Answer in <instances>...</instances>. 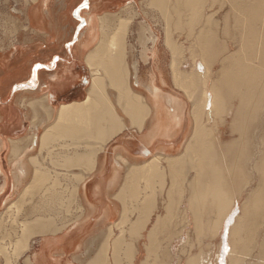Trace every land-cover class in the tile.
Masks as SVG:
<instances>
[{
    "label": "crops",
    "instance_id": "crops-1",
    "mask_svg": "<svg viewBox=\"0 0 264 264\" xmlns=\"http://www.w3.org/2000/svg\"><path fill=\"white\" fill-rule=\"evenodd\" d=\"M142 2L153 6L148 0L17 3L21 22L15 23L14 36L0 44V194L5 189L70 190L66 196L55 191L47 198L50 210L23 220L41 222L39 228L27 233L29 248L32 243L34 246L33 254L27 257L29 264H112L111 255L123 253L128 242L138 248V255L140 239L147 231V243L154 223L165 215L170 199L180 200L181 204L186 198V188L180 191L182 186L173 185L180 178L177 175L183 173V168L175 172V158L186 152L193 128L198 123L205 125L212 113L206 114L207 106L200 102L202 108L196 107L205 113L198 109L201 114L197 115L192 103L188 107L184 98L168 89L170 80L172 87H177L172 81L170 49L163 43L166 32L161 26L162 35H158L147 21H135L139 13L145 12ZM118 19L123 20V26ZM151 33L158 36L156 43L151 40ZM184 45L190 48L189 42L180 44L179 55L186 49ZM200 61L196 58L188 68H178H197ZM197 69L204 72L205 67ZM111 78L117 80L116 84ZM155 86L164 95L162 102H155L152 97ZM198 87L194 93L201 90ZM196 96L202 98L199 92ZM172 97L181 100L175 114L169 100ZM189 108L195 121L187 128ZM174 125H179V129ZM48 164H53V168ZM21 165L22 176L17 174ZM168 176L173 183L167 189L169 198L161 203L157 190L169 183ZM174 191L180 194L177 196ZM71 192H78L80 203L72 206ZM70 216V222L65 221ZM166 233L157 230L155 236L164 238Z\"/></svg>",
    "mask_w": 264,
    "mask_h": 264
},
{
    "label": "bare ground",
    "instance_id": "bare-ground-1",
    "mask_svg": "<svg viewBox=\"0 0 264 264\" xmlns=\"http://www.w3.org/2000/svg\"><path fill=\"white\" fill-rule=\"evenodd\" d=\"M148 2L155 6L158 13H160V16H162L161 18L163 22L161 23L160 21V23L166 32L163 43H165L170 49L168 52H170V58L172 59V62L170 61V66L172 65L171 73L174 86L186 92V95L190 98L193 105L191 106L194 109H197V105H205L209 107L208 110L211 113L213 112V114H210L212 115L211 117H213V125L208 121V124L205 122V125L203 122L202 126L201 123L197 124L195 122L197 125L193 128V132L190 134L188 146H185L187 147L185 149L186 152L184 151L185 153L180 158H175L176 163L173 165L175 172H178L181 168L185 169V167L188 170L194 169L195 171V173L193 172V175L189 173L190 171H187L192 175L188 177L190 183L188 182L187 189H185L186 191L188 190V196L181 200V204L179 203L180 200L177 201L176 199H170V203H167L165 206V215L160 217L159 220L154 223V226L149 233L147 238L148 241L145 245V255L141 258L139 264H171L170 262L168 263V257H170V247L171 252L174 251L173 247L168 246L170 243L164 245L161 240L162 237L161 239L157 238L155 233L157 230H159V232L165 230L168 232L166 233L167 235L165 234L166 237L168 234L170 236L173 232L174 234L170 236L172 238L177 231H180V233L176 234L180 237L182 230L177 228L178 221L184 222L186 227L189 224H193L198 232L201 231V233H204L207 230L206 232L207 234H210V236H219L225 229L227 219L232 213H234L235 208H237V198H241L243 195H245V199L240 208L238 207L239 212L229 227V249L226 251V261L224 263L264 264V0H148ZM204 9L209 12L207 15L205 14V16L203 15ZM120 21V23H122L123 20ZM127 23L124 25L127 26ZM147 24L148 23H146V25ZM120 25L123 26V23ZM176 33L185 34L186 41L190 43L191 56L193 59H202L205 65L204 72H208V70L210 71V68L207 67L210 59L213 58V61H215L217 70L215 75H213L215 77H213L214 79L210 86L207 83L209 74L205 73L206 75H204L203 71L197 69L198 67L196 68L193 65L190 67V70H180L178 68L180 65V63L178 64L179 50L182 48H180ZM150 38L153 43H156L159 39L154 33H151ZM148 41H150V39ZM97 47L99 48L101 46L99 45ZM105 51L106 50L104 49V52ZM211 53H213V56ZM179 58H181V56ZM98 60L100 61V58ZM118 63L119 62H117V64ZM111 65H113V63ZM103 66L105 67L106 65L103 64ZM119 68L120 67H118V69ZM110 71L109 75H112V72ZM116 76L118 75H115V77ZM103 78L105 79V77ZM110 81L114 82L112 78ZM116 81L114 82L115 84ZM103 84H105V82L102 83V85ZM110 84L112 85V83ZM196 87H201L200 91H198V89L196 90L197 92L195 91L196 93L199 92V96L202 97H199L200 99L197 98L196 93H194ZM102 90L101 92L103 93ZM159 90L160 89L156 86L153 88L152 97L155 98V102H162L161 100L164 99V95L161 94ZM125 91L127 90L125 89L124 92ZM98 94L99 93H97V95ZM121 96L123 98L124 95L121 94ZM169 100L171 103L170 105L174 107L173 110H175V114L178 109L176 106L180 105L178 102L181 100L176 97H172ZM107 101L109 100L107 99ZM124 101H126V98ZM200 102L202 103L201 105ZM91 103H93L94 106V100ZM181 104L183 103L181 102ZM228 105L230 106V109L227 107ZM202 106L199 108H202ZM175 107L177 109H175ZM226 107L230 110L231 117H228L230 118L229 136L224 142L215 139V145L212 134L214 135L215 128H219L220 130V126L216 125L215 120L217 118H223L218 116L222 114L223 111H226ZM198 109L197 111L195 110L197 113L202 110L199 109L198 111ZM209 111H206V114ZM165 112L166 111H164V114ZM200 114L198 113L197 115L200 116ZM228 115L225 114V116ZM165 116L167 118V113ZM176 116L174 115L175 118ZM177 119L180 120V118H176V120ZM197 119L199 122L202 121V118L200 119V117H197ZM166 120H168V118ZM176 120L174 123L177 124ZM223 121L224 120H222V122ZM169 122H171V120ZM178 123L180 124V122ZM174 126L176 127L177 125ZM178 129L174 131L176 132ZM173 130L171 132H174ZM155 133H157V131ZM22 161L23 160H21V162ZM54 163L56 164V162ZM17 169L19 170L17 174H19L24 168L21 165L18 166ZM19 175L22 176L21 174ZM175 191L174 193H176ZM62 208H65L64 205ZM65 212H67V210H65ZM39 221L40 220L36 219L35 222L32 223H24L22 232L20 233L21 237L16 239L12 252L3 249L2 246L0 247V253L3 254L5 264H8L12 258L16 259L20 257L26 250L28 251L30 249L26 239L27 233H30V230L33 228L38 227L39 223L41 225V222ZM42 228L43 227H41V229ZM170 237L166 238L168 239ZM137 253L138 248L135 247L133 243L128 242L123 253L113 254L112 264H135ZM195 255L196 254H190L186 259V264H212L204 254L201 253V256L198 259L196 258L197 255ZM217 256L218 262L220 260L221 263L223 257H221L220 252ZM177 264H180V261H178Z\"/></svg>",
    "mask_w": 264,
    "mask_h": 264
},
{
    "label": "rangeland",
    "instance_id": "rangeland-1",
    "mask_svg": "<svg viewBox=\"0 0 264 264\" xmlns=\"http://www.w3.org/2000/svg\"><path fill=\"white\" fill-rule=\"evenodd\" d=\"M20 1L21 0H0V44L4 43L5 39L7 37L14 36V34L16 32L15 28H14L15 23L21 22L20 13L16 8L17 3H20ZM142 5L144 6V8H142V9L145 12L142 14L139 13L137 18L135 19V21L140 22V24L142 23V20L147 21L152 26V28H154V31L158 35H162V31L164 30V29L160 30L161 26H162L161 23L163 22L162 18H161L162 16H160V13H158V10L156 9V7L147 6L146 3H144V2H142ZM204 10H203V15L205 16V14L207 15V13H209V12L207 10H205L206 11L205 12ZM147 11H149V12H147ZM158 18H160V19H158ZM160 21H161V23H160ZM180 33H176L177 34L176 38L178 39L179 45H180V43H182V44L186 43L187 44L188 42L185 39L186 38L185 34L184 33L180 34ZM188 47L185 50H182V53L178 56V60H179L178 63H180V65H183V68H188V66H191V62H193V57L190 55L191 54L189 51L190 48H188ZM180 56H181V58H179ZM180 59H181V61H180ZM167 61H168V56H167ZM197 64H198V67L199 66L205 67L204 63H202V62H198ZM211 66H212V68H211ZM207 67L210 68V71L208 70V72H204V75H206L205 73L209 74L208 75L209 77L207 78L208 79L207 83L210 86V84H212V82H213V79H214L213 77H215L213 75H215V72L217 70V66H216L215 61H213L212 63L209 62ZM172 86L173 85H171V80H170V86H168V89H170L172 91V94H174L175 96L180 97V98H184L187 102L188 107H191V102L189 101V98L186 96L185 92L180 90L179 88H175ZM227 107L229 108L230 106L228 105ZM228 108L226 109L227 112L225 111L226 113L223 111V113L218 116V117H223L222 119L221 118L220 119L215 118L216 119L215 120L216 125L220 126V130H219V128H215V133H214V135L212 134L214 141L216 139L218 141L224 142L228 139L229 121L231 118L230 117V110H228ZM207 109H209V107H207ZM209 112H207V114H209ZM212 114H213V112H212ZM225 114L226 115L229 114V115L225 116ZM186 116H187V118L190 117L189 121H188L189 123L187 124V128H189V126L193 124L192 123L193 115H192L190 108H189V110L186 111ZM228 117H230V118H228ZM222 120H224V121L222 122ZM207 121L213 125V123H212L213 120H211L209 118V116H207ZM207 121H206V124H208ZM215 122H214V124H215ZM216 133H217V135H216ZM215 145H216V141H215ZM53 150H54V148H53ZM51 158H53V157H51ZM51 158H49L47 160L52 163ZM49 166L53 168V164H51ZM167 167H168V165H167ZM186 169H187L186 167H185V169L183 168V171L185 173L183 172L182 174L177 175V177H180L178 179V181L173 183L170 176H168L169 183H165L166 185L164 188L162 187L159 190H157V192L159 191V197H160L161 203L166 202L167 199L169 198L167 189L169 188V186L172 183H173V185H176V186L179 185V187L182 186L179 188L180 191H182L183 188L187 189V185L189 182L188 177L192 176L195 173V171H194V169H191V170H188V169L186 170ZM187 171L188 172L190 171L189 173L192 175H190ZM63 177H65V176H63ZM49 180H51V179H49ZM58 190L64 192L65 196L68 195V193H70L69 189H48V188H46V189H26L25 192L23 191V189H5V190H3V192L0 194V247L2 246L3 249L8 250L9 252H12L14 249L13 240H15V238L18 236L19 232L22 231V227L24 225L23 220L30 218L31 216L34 215V213H41L43 211L45 212V211L50 210L49 205H48L49 200L47 198H48V196H51L52 193H56L55 191L58 192ZM185 191L186 190H184V193L187 197L188 196V192H187L188 190L186 192ZM71 194L74 195V197L71 200V201H73L71 203L72 206L74 204H77V202H79V203L81 202L78 192L77 193L71 192ZM179 194L180 193H175V195H177V196ZM244 199H245V195H243L241 198L240 197L237 198V201H238L237 202L238 203L237 208H235L234 213H232L229 216V218L227 219V221L225 223V229L223 230V232L217 237H215V236L212 237V236H210V234H207V232H206L207 230L204 233H201V231L198 232L193 224H191V225L189 224L186 227L184 222L178 221L179 226L177 225V228L182 230L180 237H178V235H176L177 233H180V231L179 232L177 231V233L172 238L171 237L168 239L167 238H162V239L160 238L164 245H168L170 243L168 246H172L173 250H174L173 252H171V247H170V251H169L170 257H168V263L170 262L171 264H177V262L180 261V264H186V259L188 258V256L190 254H196L197 256L196 255L195 256L198 259L202 253V254H204V256H207L206 258H208L212 264H225L224 262L226 261V258H225L226 257V251L229 249V242H228L229 227H230L231 223L233 222L235 216L239 212L238 207L240 208ZM161 203L159 205L160 207H162ZM63 210H64V208H63ZM158 212L159 211H156L155 216L158 215ZM70 219H71V216L68 217L65 221L70 222ZM181 223H183V224H181ZM173 230H176V229H173ZM146 232L147 231L144 232V236L140 239V241L138 243V247H139L140 252L137 255V259L135 261V264H139V261L145 255L144 244L146 243V236H145ZM38 236H39V234L35 235L33 240L35 241L38 238ZM147 241H148V239H147ZM33 252H34V246L32 243L31 249L29 251L23 253L20 257H18L16 259L12 258L9 263L10 264H29L27 262V257L31 256L33 254ZM219 252L221 254V257H223L221 263H220V260L218 262V259H217V257H218L217 254H219ZM111 259L113 262V254L111 255ZM0 264H5V259H4L2 253H0Z\"/></svg>",
    "mask_w": 264,
    "mask_h": 264
},
{
    "label": "snow or ice",
    "instance_id": "snow-or-ice-1",
    "mask_svg": "<svg viewBox=\"0 0 264 264\" xmlns=\"http://www.w3.org/2000/svg\"><path fill=\"white\" fill-rule=\"evenodd\" d=\"M37 67H39V66H37Z\"/></svg>",
    "mask_w": 264,
    "mask_h": 264
}]
</instances>
